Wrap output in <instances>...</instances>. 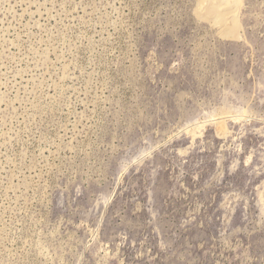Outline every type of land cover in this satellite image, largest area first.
Returning <instances> with one entry per match:
<instances>
[{"label": "rangeland", "instance_id": "374dc122", "mask_svg": "<svg viewBox=\"0 0 264 264\" xmlns=\"http://www.w3.org/2000/svg\"><path fill=\"white\" fill-rule=\"evenodd\" d=\"M232 3L0 0V264H264V0Z\"/></svg>", "mask_w": 264, "mask_h": 264}, {"label": "bare ground", "instance_id": "6f19581e", "mask_svg": "<svg viewBox=\"0 0 264 264\" xmlns=\"http://www.w3.org/2000/svg\"><path fill=\"white\" fill-rule=\"evenodd\" d=\"M228 1H232L233 3H232V6L231 7H229V10H228V13H229V18L230 19H232L233 20V22L234 23H239V18H238V8H239V6H240V4H241V0H228ZM233 113V112H232ZM223 115H225V114H223ZM222 117H225V116H222ZM222 117H218V118H220V120H221V118ZM218 118H216V119H218ZM215 119V120H216ZM225 119V118H224ZM226 120V119H225ZM216 122H217V120H216ZM223 122H225V121H223ZM220 123V122H219ZM205 124V123H204ZM198 126V125H197ZM201 128V127H200ZM197 130V129H196ZM130 167V166H129ZM122 174V173H121Z\"/></svg>", "mask_w": 264, "mask_h": 264}]
</instances>
